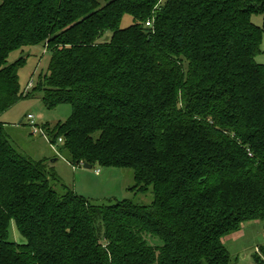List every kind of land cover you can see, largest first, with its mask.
I'll use <instances>...</instances> for the list:
<instances>
[{"label":"trees","instance_id":"trees-1","mask_svg":"<svg viewBox=\"0 0 264 264\" xmlns=\"http://www.w3.org/2000/svg\"><path fill=\"white\" fill-rule=\"evenodd\" d=\"M263 34L264 0H0V114L30 95L9 54L43 44L33 92L71 108L46 123L50 144L153 194L104 204L56 188L0 121V264H234L224 239L264 228Z\"/></svg>","mask_w":264,"mask_h":264},{"label":"rangeland","instance_id":"rangeland-1","mask_svg":"<svg viewBox=\"0 0 264 264\" xmlns=\"http://www.w3.org/2000/svg\"><path fill=\"white\" fill-rule=\"evenodd\" d=\"M254 23L261 25L259 15L252 17ZM132 23L130 15L125 14L120 22V27ZM110 33L106 32L101 37L108 40ZM50 53L43 44L24 46L12 51L8 56V63L19 57L25 61L18 69L19 85L22 92L30 93L12 104L0 114V121L6 125V133L15 148L34 160H44L46 167L58 177L56 180L59 188L64 186L77 195L95 203L109 204L117 200L130 199L133 202L149 205L153 200L152 188L139 192L130 189L134 185L133 172L129 168L101 167L93 165L84 168L81 165H72L63 158L57 145L48 141L46 123L49 129L58 122H63L70 114L69 104H59L48 109L44 106L40 91L33 92L39 78L47 71ZM259 63H264V34L261 40V53L256 56ZM29 115L33 117V124L28 121ZM46 124V125H45ZM61 140H58V143ZM100 172H96V171ZM9 240L22 243L23 236L17 230L13 220L8 226ZM224 245L234 259V264H259L255 261V254L264 261L260 246L264 245V228L262 221L253 220L243 224L241 228L224 239ZM264 264V262H263Z\"/></svg>","mask_w":264,"mask_h":264},{"label":"built area","instance_id":"built-area-1","mask_svg":"<svg viewBox=\"0 0 264 264\" xmlns=\"http://www.w3.org/2000/svg\"><path fill=\"white\" fill-rule=\"evenodd\" d=\"M149 25V23H147ZM28 121L30 122V124H33V117L31 115H29ZM61 140V139H59ZM96 172H99L98 170Z\"/></svg>","mask_w":264,"mask_h":264},{"label":"water","instance_id":"water-1","mask_svg":"<svg viewBox=\"0 0 264 264\" xmlns=\"http://www.w3.org/2000/svg\"><path fill=\"white\" fill-rule=\"evenodd\" d=\"M82 166H83L84 168H91V165H88V164H86V163H83Z\"/></svg>","mask_w":264,"mask_h":264},{"label":"crops","instance_id":"crops-1","mask_svg":"<svg viewBox=\"0 0 264 264\" xmlns=\"http://www.w3.org/2000/svg\"><path fill=\"white\" fill-rule=\"evenodd\" d=\"M100 172V171H99Z\"/></svg>","mask_w":264,"mask_h":264}]
</instances>
